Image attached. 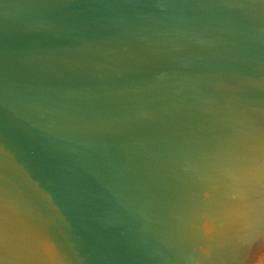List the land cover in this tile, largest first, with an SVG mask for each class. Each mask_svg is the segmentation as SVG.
<instances>
[{
	"label": "water",
	"instance_id": "1",
	"mask_svg": "<svg viewBox=\"0 0 264 264\" xmlns=\"http://www.w3.org/2000/svg\"><path fill=\"white\" fill-rule=\"evenodd\" d=\"M0 264H264V0H0Z\"/></svg>",
	"mask_w": 264,
	"mask_h": 264
}]
</instances>
